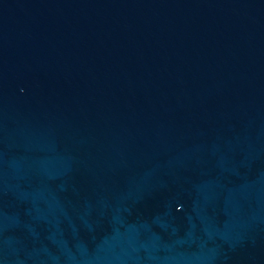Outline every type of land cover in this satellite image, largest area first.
Listing matches in <instances>:
<instances>
[{"label":"water","instance_id":"1","mask_svg":"<svg viewBox=\"0 0 264 264\" xmlns=\"http://www.w3.org/2000/svg\"><path fill=\"white\" fill-rule=\"evenodd\" d=\"M0 264H264V0H0Z\"/></svg>","mask_w":264,"mask_h":264}]
</instances>
